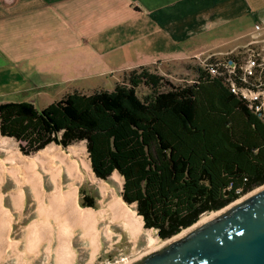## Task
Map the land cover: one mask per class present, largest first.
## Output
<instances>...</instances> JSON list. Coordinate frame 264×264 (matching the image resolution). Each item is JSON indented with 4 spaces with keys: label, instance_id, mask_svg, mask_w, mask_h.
<instances>
[{
    "label": "trees",
    "instance_id": "obj_1",
    "mask_svg": "<svg viewBox=\"0 0 264 264\" xmlns=\"http://www.w3.org/2000/svg\"><path fill=\"white\" fill-rule=\"evenodd\" d=\"M199 71L176 86L140 68L113 91L75 92L42 110L2 104L0 135L24 156L84 142L96 178L117 172L123 201L166 241L264 186V123L222 79Z\"/></svg>",
    "mask_w": 264,
    "mask_h": 264
},
{
    "label": "crops",
    "instance_id": "obj_2",
    "mask_svg": "<svg viewBox=\"0 0 264 264\" xmlns=\"http://www.w3.org/2000/svg\"><path fill=\"white\" fill-rule=\"evenodd\" d=\"M259 28L264 0H0V105L113 91L140 68L224 56Z\"/></svg>",
    "mask_w": 264,
    "mask_h": 264
},
{
    "label": "bare ground",
    "instance_id": "obj_3",
    "mask_svg": "<svg viewBox=\"0 0 264 264\" xmlns=\"http://www.w3.org/2000/svg\"><path fill=\"white\" fill-rule=\"evenodd\" d=\"M7 140L3 138L4 145H8ZM70 152L73 155L77 153L74 148ZM71 156L61 151L59 147L48 146L36 155L26 158V167L24 168L29 172L26 179L21 178L19 171L15 170V167H18L23 159L25 160L21 153L14 155L12 159L10 158L13 166H15L14 169L11 167L12 165L11 168H8L4 162L0 161V188L2 184L7 182L6 178L8 177L6 176L9 169H12L10 175L18 187L17 190L11 192V199L16 210L22 211L24 208L25 191L23 187L25 185L29 187L32 198L37 205L39 219L31 223L26 229L29 249L46 243L47 250L50 252V247L56 244L58 247L57 263L74 264L77 255L73 249V238L81 231L85 243L91 247V261L89 262L91 264L102 247L103 238L112 242L116 237L113 230L114 226L125 233L133 244H137L143 236H146V241L151 250L162 247L158 246L159 239L153 236V231L145 229L142 217L129 208L122 197L117 195L106 182L95 177L91 162L88 159L80 161L71 159ZM39 164L44 167L45 175L49 177L51 192L46 190L43 173L37 170ZM114 175L124 183L123 178L117 172ZM64 176L69 181L66 185L63 183ZM83 182H89L99 190L98 208L80 207L79 184ZM219 213L221 212L202 218L194 227L211 220ZM101 226L102 228H100ZM11 232L12 217L9 210L3 206V195L0 193L1 249L19 246L20 242L11 240ZM187 232L188 230H185L182 234ZM122 237L123 235L118 234V241ZM168 243L169 241L163 246Z\"/></svg>",
    "mask_w": 264,
    "mask_h": 264
},
{
    "label": "rangeland",
    "instance_id": "obj_4",
    "mask_svg": "<svg viewBox=\"0 0 264 264\" xmlns=\"http://www.w3.org/2000/svg\"><path fill=\"white\" fill-rule=\"evenodd\" d=\"M249 40L250 38H246L240 41H234L229 44L227 43L226 45L222 46L219 50L225 52L226 50L232 49L234 46H240L238 48H241ZM204 56L205 55H203L202 57ZM204 59L205 58L191 59L188 61L180 62L177 65L175 64V65H169L168 67H162L159 70L150 69V71L154 74L164 77L166 80L170 81L173 85L176 86L185 85L189 83L191 84L193 81L197 80L198 75L200 74L199 69L202 67V62L204 61ZM108 88H113V87L109 86ZM147 92L148 90L144 87H141L138 91L140 97H142ZM7 141H8V145H4L3 137H1L0 135V161L4 162L8 168L11 167L13 168L15 166H13V163L11 162L10 158L12 159L14 155H18L21 152L19 150V145L15 140L8 139ZM52 146H56V145L51 144L49 147ZM72 148L76 149L77 151L76 155L71 154L70 151ZM59 149L67 154L72 155L71 159H75L78 161L87 160V159L89 160V155L87 153L86 145L84 142L72 145L67 149H63L61 147H59ZM34 155L31 156L23 155L25 157V160L23 159L19 163L20 165V166L18 165L19 168L15 167V170L19 171V175L21 178L26 179V177L29 174L28 170L24 168L26 167V158L32 157ZM40 166H41L40 164L37 166V170L43 173L46 190L48 192H51L52 187L49 182V177L45 175L44 167L43 166L40 167ZM11 171L12 169H9L8 171L9 173L6 176L8 177L6 178L7 182L1 185L0 193L3 195V206L9 210L10 215L12 217V232L10 235L11 240L20 242V244L16 248L3 247V249H1L0 247V264H58L57 255H56L58 251V247L56 246V244H54L53 247H50L51 248L50 252H48L47 250L48 246L46 243L41 244L39 247H33L29 249V243L26 240V236H27L26 229L31 223L39 219L37 212V205L32 198L29 187L25 185L23 187L25 191L24 208L22 211L16 210L11 199V192L17 190L18 187L13 177L10 175ZM68 182H69L68 178L64 176L63 177L64 185H66ZM104 182H106L117 195L121 196V193L123 191V183L118 177H116L113 174L107 181ZM260 188H257L254 191ZM254 191H252L251 193H253ZM251 193H248L239 200H242L246 196H249ZM87 198L94 199V202L92 201L94 203L93 208L99 207L98 205V201L100 199L99 190L97 189L96 186L91 185L89 182H83L79 184V205L81 208H90V207H83L81 204L83 201L87 200ZM85 203L88 204L87 201H85ZM127 206L132 210L136 211L135 205H131V206L127 205ZM213 213H217V212H213ZM213 213L203 215L199 221H201L202 218L204 219ZM100 228H102V226ZM113 230L116 233V237H114L112 242L106 240V238H103L102 247L98 255L96 256V259L91 264H128V263L134 264L142 260L148 254L158 250V249L156 250L150 249L146 241V236H143L142 237L143 239L141 238V240L138 241L137 244H133L130 242L126 234L120 231L119 228L114 226ZM151 231H153V236L159 239L158 246L163 247V244L168 242V240L166 241L161 240L157 236L156 230L151 229ZM118 234L123 235L120 241H118L117 238ZM73 249L77 255L74 264H89V262L91 261V247H89L85 243L84 238H82L81 236V231H79L78 235H76L73 238Z\"/></svg>",
    "mask_w": 264,
    "mask_h": 264
},
{
    "label": "water",
    "instance_id": "obj_5",
    "mask_svg": "<svg viewBox=\"0 0 264 264\" xmlns=\"http://www.w3.org/2000/svg\"><path fill=\"white\" fill-rule=\"evenodd\" d=\"M218 212L134 264H264V186Z\"/></svg>",
    "mask_w": 264,
    "mask_h": 264
},
{
    "label": "built area",
    "instance_id": "obj_6",
    "mask_svg": "<svg viewBox=\"0 0 264 264\" xmlns=\"http://www.w3.org/2000/svg\"><path fill=\"white\" fill-rule=\"evenodd\" d=\"M202 66L264 123V28L241 48L224 56L209 55Z\"/></svg>",
    "mask_w": 264,
    "mask_h": 264
}]
</instances>
